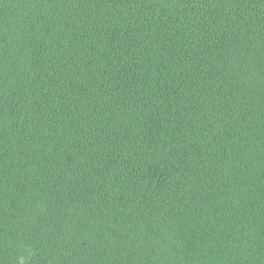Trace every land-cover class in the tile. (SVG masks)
I'll return each mask as SVG.
<instances>
[{
  "label": "trees",
  "instance_id": "16d2710c",
  "mask_svg": "<svg viewBox=\"0 0 264 264\" xmlns=\"http://www.w3.org/2000/svg\"><path fill=\"white\" fill-rule=\"evenodd\" d=\"M0 264H264V0H0Z\"/></svg>",
  "mask_w": 264,
  "mask_h": 264
}]
</instances>
